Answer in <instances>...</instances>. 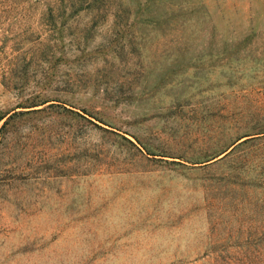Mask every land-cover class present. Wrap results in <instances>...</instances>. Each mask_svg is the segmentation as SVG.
Masks as SVG:
<instances>
[{
	"label": "rangeland",
	"instance_id": "374dc122",
	"mask_svg": "<svg viewBox=\"0 0 264 264\" xmlns=\"http://www.w3.org/2000/svg\"><path fill=\"white\" fill-rule=\"evenodd\" d=\"M0 264H264V0H0Z\"/></svg>",
	"mask_w": 264,
	"mask_h": 264
}]
</instances>
